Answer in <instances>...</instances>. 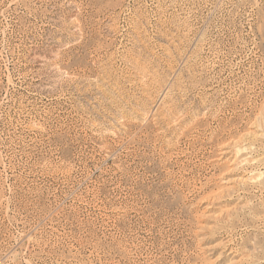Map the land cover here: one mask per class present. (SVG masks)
Instances as JSON below:
<instances>
[{"label": "rangeland", "instance_id": "374dc122", "mask_svg": "<svg viewBox=\"0 0 264 264\" xmlns=\"http://www.w3.org/2000/svg\"><path fill=\"white\" fill-rule=\"evenodd\" d=\"M0 264H264V0H0Z\"/></svg>", "mask_w": 264, "mask_h": 264}]
</instances>
